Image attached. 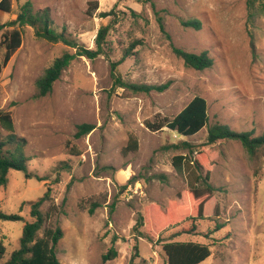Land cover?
<instances>
[{"label": "rangeland", "instance_id": "obj_1", "mask_svg": "<svg viewBox=\"0 0 264 264\" xmlns=\"http://www.w3.org/2000/svg\"><path fill=\"white\" fill-rule=\"evenodd\" d=\"M25 1L34 11L47 9L56 30L65 27L86 48H95L101 27L108 25V31L105 54L76 56L45 96H35L36 79L74 48L38 37L26 25L20 47L0 71V109L11 112L15 133L26 140L32 175L10 170L0 186V210L24 218L0 222L1 261L18 247L24 222L34 220L27 202L49 189L40 211L58 207L49 224L63 231L55 246L60 264H167L161 245L169 241L208 244L211 254L199 264H264V156L250 157L237 140L207 141L216 123L264 132V13L246 0H10V12L0 10V24L15 18ZM104 12L111 14L101 16ZM189 19L200 21V28L183 26ZM172 45L207 51L213 64L188 68ZM125 51L117 66L125 82L167 87L135 93L115 85L111 63ZM2 56L0 47V62ZM195 95L207 101L208 123L198 133L183 137L166 127L146 128V121L172 119ZM80 123L95 128L75 138ZM129 134L136 136L138 149L123 153ZM68 141L80 155L68 152ZM182 142L217 154L210 182L220 212L195 221V233L177 235L190 227L187 222L157 234L155 210L165 211L188 189L187 179L195 182L192 163L182 170L172 164L175 155L188 153ZM194 157L201 161L204 154ZM93 201L101 206L90 214ZM216 223L222 228L213 231ZM110 247L117 254L104 261Z\"/></svg>", "mask_w": 264, "mask_h": 264}, {"label": "trees", "instance_id": "obj_2", "mask_svg": "<svg viewBox=\"0 0 264 264\" xmlns=\"http://www.w3.org/2000/svg\"><path fill=\"white\" fill-rule=\"evenodd\" d=\"M249 8H256L260 13H264V0H246ZM92 10L98 8L97 1L91 2ZM10 0H0V10L10 12ZM110 12L101 13V16H107ZM35 28V34L38 37L50 42H61L64 45L74 48L75 52H64L45 68L43 74L36 81L35 96L41 97L47 95L51 90L53 83L60 77L62 71L70 64L76 56H84L88 59H94L99 55L105 54L103 45L108 31V25L101 27L95 37V48H86L76 42L75 39L67 33L66 28L56 30V26L50 17L47 9L43 11H34L31 1H25L17 12L15 18L0 24L1 33L0 47L3 48V56L0 62V71L9 62L11 56L20 47L22 42L21 28L24 26ZM185 27L194 29L200 28V21L189 19L182 21ZM173 54L180 58L184 66L195 70L208 69L213 64V59L207 51L193 53L181 48L171 46ZM116 62L111 63V75L114 84L119 87H125L131 91L148 93L151 90L162 91L167 85H145L136 83H127L118 73L117 66L124 60L128 51ZM207 101L200 95L193 96L189 102L172 118L161 117L153 121H146L145 126L150 131L167 129L176 132L177 135L189 137L198 133L207 126ZM95 125L92 123H80L76 125L74 133L75 138H81L89 134ZM237 140L250 157H255L258 152L264 156V132L260 135H254L253 130L236 131L226 124L216 123L208 128V143H214L217 140ZM26 140L19 137L14 130L13 117L10 111L0 109V186L7 183V174L10 170L21 171L27 178L32 177L27 173V162L30 158L25 153ZM182 148L188 149L186 154H177L173 157L172 164L177 170H182L185 164L192 163L196 172L193 182L187 179L188 189L177 193L174 202L169 203L165 211L155 210L153 219V231L157 234L163 231L179 226L183 223L191 222L189 228L178 229L177 235L186 233H195L197 220H209L219 215V202L213 195L214 186L210 182L211 171L216 165L217 154L213 151L203 149L201 153L193 149L187 142L180 143ZM68 152L72 155H80V151L68 141L66 143ZM179 148V145H173ZM138 149V140L134 134H129L127 144L122 152L128 153ZM195 153V154H194ZM198 154H204V158L199 161L194 157ZM193 156V160H192ZM195 158V159H194ZM36 177V176H35ZM38 179V177H36ZM50 194L49 189L42 197L36 201L27 202L30 206V215L33 221L24 222L19 237V245L10 254L7 260L1 261L5 254V246L0 241V264H60L55 246L63 236L60 227H53L49 224L50 219L58 211L56 205H50L45 213L42 214L40 207ZM24 204V203H23ZM22 204V205H23ZM21 205V206H22ZM101 206L98 201H93L88 208L91 214L95 208ZM21 208V207H20ZM24 218L19 213H7L0 210V222L23 221ZM142 225L141 218L137 221ZM222 225L216 223L213 231L219 230ZM162 250L166 256L167 264H199L207 259L210 254L208 244L193 241H169L162 243ZM136 248V246H135ZM114 247H110L103 254L104 261L111 260L116 256Z\"/></svg>", "mask_w": 264, "mask_h": 264}]
</instances>
